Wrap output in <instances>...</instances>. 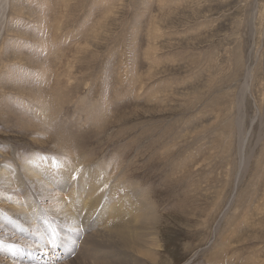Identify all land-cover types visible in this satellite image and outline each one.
Returning <instances> with one entry per match:
<instances>
[{
  "label": "rangeland",
  "instance_id": "rangeland-1",
  "mask_svg": "<svg viewBox=\"0 0 264 264\" xmlns=\"http://www.w3.org/2000/svg\"><path fill=\"white\" fill-rule=\"evenodd\" d=\"M0 224V264H264V0H0Z\"/></svg>",
  "mask_w": 264,
  "mask_h": 264
},
{
  "label": "bare ground",
  "instance_id": "bare-ground-1",
  "mask_svg": "<svg viewBox=\"0 0 264 264\" xmlns=\"http://www.w3.org/2000/svg\"><path fill=\"white\" fill-rule=\"evenodd\" d=\"M1 1H2V0H1ZM3 8H4V7H3ZM116 170H117V169H116ZM26 173H27V172H26ZM28 173H29V172H28ZM115 174H116V173H115ZM25 175H26V174H25ZM37 175H38V174H37ZM40 175H41V174H40ZM32 176H33V175H32ZM32 176H31V178H32ZM94 176H95V175H94ZM25 177H26V176H25ZM35 177H36V175H35ZM69 177H70V176H69ZM33 178H34V176H33ZM38 178H39V177H38ZM38 178H37V179H38ZM39 179H40V178H39ZM39 179H38V181H39ZM41 179H42V178H41ZM28 180H29V179H28ZM42 180H43V179H42ZM44 180H45V179H44ZM30 181H31V180H30ZM32 181H33V179H32ZM38 181H37V182H38ZM37 182H36V183H37ZM33 183L35 184V182H33ZM42 183H43V182H42ZM48 183H49V182H48ZM14 184H15V183H14ZM31 184H32V182H31ZM38 184H39V183H38ZM44 184H45V183H44ZM54 184H55V183H54ZM90 184H91V183H90ZM4 186H5V185H4ZM4 186H3V187H4ZM9 186H10V185H9ZM32 186H33V185H32ZM35 186H36V185H35ZM35 186H34V187H35ZM37 186H39V185H37ZM6 187H7V186H6ZM41 188H42V187H41ZM39 189H40V188H39ZM50 189H51V188H50ZM55 190H56V189H55ZM39 193H40V192H39ZM43 193H44V192H43ZM56 193H57V192H56ZM56 193H54V194H56ZM59 193H60V192H59ZM59 193H58V194H59ZM43 195H44V194H43ZM56 195H57V194H56ZM62 195H63V194H62ZM95 195H96V194H95ZM45 196H46V194H45ZM49 196H50V195H49ZM53 196H54V195H53ZM50 197H51V196H50ZM69 197H70V196H69ZM84 197H85V196H84ZM60 198H61V197H60ZM44 199H45V198H44ZM62 199H63V198H62ZM49 200H50V199H49ZM55 200H57V199H55ZM55 200L53 199L54 202H55ZM58 200H59V199H58ZM146 200H147V199H146ZM53 201H52V203H53ZM59 201H60V200H59ZM88 201H89V200H88ZM16 202H17V201H16ZM50 202H51V201H50ZM61 202H62V200H61ZM61 202H60V204H61ZM64 202H65V201H64ZM127 202H128V201H127ZM145 202H146V201H145ZM17 203H18V202H17ZM95 203H96V202H95ZM56 204H57V203H56ZM2 205H3V204H2ZM16 205H17V204H16ZM50 205H51V203H50ZM53 205H54V204H53ZM57 205H58V204H57ZM84 205H85V204H84ZM13 206H14V205H13ZM17 207H19V206H17ZM51 207H52V205H51ZM71 207H72V206H70V208H71ZM12 208H13V207H12ZM20 208H21V207H20ZM22 208H23V207H22ZM58 208H59V207H58ZM60 208H61V207H60ZM85 208H86V207H85ZM88 208H89V207H88ZM93 208H94V207H93ZM13 209H14V208H13ZM54 209H55V208H54ZM63 209H64V208H63ZM20 210H21V209H20ZM61 210H62V209H61ZM64 210H65V209H64ZM64 210H63V211H64ZM91 210H92V209H91ZM139 210H140V209H139ZM25 211H26V210H25ZM25 211H24V212H25ZM55 211H56V209H55ZM58 211H59V210H57L56 213H58ZM70 211H71V210H70ZM123 211H124V210H123ZM12 212H13V211H12ZM18 212H19V211H18ZM22 212H23V210H22ZM64 212H65V211H64ZM92 212H93V210H92ZM14 213H16V212H14ZM29 213H30V212H29ZM59 213H60V212H59ZM16 214H17V213H16ZM19 214H20V213H19ZM21 214H22V213H21ZM26 214L28 215V213H26ZM67 214H68V213H67ZM67 214H66V215H67ZM69 214H70V212H69ZM69 214H68V216L70 217ZM89 214H90V213H89ZM23 215H24V214H23ZM27 215H26V216H27ZM53 215H54V214H53ZM64 215H65V214H64ZM66 215H65V217H66ZM76 215H77V214H76ZM111 216H112V215H111ZM24 217H25V215H24ZM52 217H53V216H52ZM63 217H64V216H63ZM73 217H75V216H73ZM22 218H23V217H22ZM59 218H60V217H59ZM75 218H76V217H75ZM28 219H29V218H28ZM102 219H103V218H102ZM23 220L26 221V219H23ZM67 220H68V219H67ZM72 220H73V219H72ZM72 220H71V222H72ZM115 220H116V219H115ZM17 221H18V220H17ZM30 221H31V220H30ZM69 221H70V220H69ZM73 221H74V220H73ZM109 221H110V220H109ZM76 222H77V219H76ZM103 222H104V221H103ZM30 223H31V222H29V220H28V221H26L24 224H25L27 227H29V226L31 225ZM100 223H101V222H100ZM109 223H110V222H109ZM70 224L73 225L74 223H70ZM104 224H105V223H104ZM130 224H131V223H130ZM0 225H1V224H0ZM34 225H35V224H34ZM134 225H135V224H134ZM112 226H113V225H112ZM122 226H123V225H122ZM0 227L2 228V226H0ZM32 227H33V226H32ZM109 227H110V226H109ZM129 227H130V226H129ZM132 227H133V226H132ZM123 228H124V227H123ZM77 229H78V228H77ZM111 229H112V228H111ZM111 229H110V230H111ZM113 229H114V228H113ZM3 230H4V229H3ZM105 230H106V229H105ZM110 230H107L106 232L109 233ZM115 230H117V229H115ZM119 230H120V229H119ZM131 230H132V229H131ZM124 231H125V230H124ZM2 232H3V231H2ZM89 232H90V231H89ZM104 232H105V231H104ZM110 232H111V231H110ZM117 232H118V231H117ZM121 232H122V231H121ZM129 232H130V231H129ZM129 232H127V233H129ZM131 233H132V235H133V232H132V231H131ZM131 233H130V234H131ZM113 234H114V233H113ZM90 235H91V234H90ZM90 235H88V236H90ZM97 235H98V234H97ZM97 235H96V236H97ZM109 235L112 236L111 234H109ZM117 235H118V234H117ZM121 235H122V234H121ZM94 236H95V235H94ZM96 236H95V237H96ZM99 236H100V235H99ZM91 237H92V236H91ZM113 237H114V236H113ZM113 237H111V239H112V243L117 242L118 239L120 240V236L118 235L119 238H118L117 240H115L116 238L114 237L115 239H114V242H113ZM128 237H129V236H128ZM133 237H134V236H133ZM88 238H89V237H88ZM96 238H97V237H96ZM101 238H102V237H101ZM106 238H107V237H106ZM106 238H105V239H106ZM122 238H123V237H122ZM122 238H121V239H122ZM131 238H132V237H131ZM134 238H135V237H134ZM98 239L100 240V237H98ZM89 240H90V242H91V239H89ZM92 240H95V239H92ZM96 240H97V239H96ZM101 240H102V239H101ZM103 240H104V239H103ZM108 240L110 241V239H108ZM119 240H118V241H119ZM124 240H126V239H124ZM104 241H105V240H104ZM88 242H89V241H87V242H85V243H88ZM97 242H98V241H97ZM126 242H127V241H126ZM24 243H25V242H24ZM93 243H96V242L94 241ZM106 243H107V242H106ZM110 243H111V242H110ZM112 243H111V244H112ZM120 243H121V242H120ZM88 244H89V243H88ZM91 244H92V243H91ZM96 244H97V243H96ZM96 244H94V245H92V246H95ZM102 244H103V242H102ZM117 244H118V242H117ZM86 245H87V244H86ZM119 245H120V244H119ZM121 245H122V243H121ZM89 246H90V245H89ZM98 246H100V243H98L97 247H98ZM101 246H102V245H101ZM103 246L105 247L104 244H103ZM116 246H117V245H116ZM108 247H110V246H108ZM118 247H119V246H118ZM89 248H90V247H89ZM110 248H111V247H110ZM114 248H115V247H114ZM34 249H35V248H34ZM34 249H33V250H34ZM127 249H128V248H127ZM127 249H126V250H127ZM85 250H86V249H85ZM126 250H125V251H126ZM98 251H99V250H98ZM127 251H128V250H127ZM44 252L47 254L49 251L44 250ZM44 252H43V254H44ZM86 252H87V251H86ZM91 252H92V251H91ZM49 254H50V253H49ZM114 254H115V253H114ZM77 255H78V254H77ZM45 256H46V255H45ZM89 256H90V253H89ZM115 256H116V255H115ZM37 259H38V258H37ZM87 261H88V260H87ZM110 261H111V260H110ZM50 262H51V261H50ZM50 262H49V263H50ZM116 262H117V261H115L114 263H116ZM76 263H77V262H76ZM107 263H108V262H107ZM107 263H106V264H107ZM110 263H111V262H110ZM119 263H120V262H119ZM73 264H75V263L73 262ZM91 264H92V263H91ZM111 264H112V263H111ZM127 264H128V263H127Z\"/></svg>",
  "mask_w": 264,
  "mask_h": 264
}]
</instances>
